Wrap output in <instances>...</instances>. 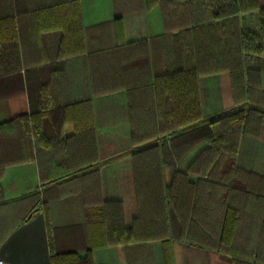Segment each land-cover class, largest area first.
I'll list each match as a JSON object with an SVG mask.
<instances>
[{
    "label": "trees",
    "instance_id": "trees-1",
    "mask_svg": "<svg viewBox=\"0 0 264 264\" xmlns=\"http://www.w3.org/2000/svg\"><path fill=\"white\" fill-rule=\"evenodd\" d=\"M76 1L36 2L39 6ZM155 1L166 22L167 10L162 7L168 1ZM150 2L142 0L146 7L152 6ZM13 4L15 0H0V32L5 29L0 35V81L13 85L10 95L26 90L30 112L0 123V150L8 146L29 152L28 156L15 152L14 157L1 152L0 209L8 207L14 213L13 206L22 207L26 221L45 211L49 201L77 193L89 212H102L95 219L105 225L107 244L131 246L133 256L128 264H153L154 241L161 244L163 264H174L172 241L227 256L232 264H264V173L237 164L243 139L264 147V59L243 54L238 21L239 15L257 10L259 0H188L186 12H180L183 20L172 26L163 24L164 33L155 44L127 46L142 52L133 88L89 91V96L120 94L128 105L129 140L135 147L130 153L136 198L131 227L125 226L120 202L101 201L95 139H89L94 154L77 162L68 148L78 139L60 137L70 122V105L54 104L52 90H42L34 98L29 88H23L12 27ZM121 20H113L115 36L124 33ZM119 49V43L98 49L91 58L100 59ZM220 73L229 76L234 107L203 121L199 79ZM33 149L39 178L45 183L42 191L1 203L5 167L32 161ZM257 157L264 160V152ZM167 167L173 168L168 183L164 179ZM45 226L49 264H95L89 249L81 253L60 245L58 229L47 218Z\"/></svg>",
    "mask_w": 264,
    "mask_h": 264
},
{
    "label": "crops",
    "instance_id": "crops-1",
    "mask_svg": "<svg viewBox=\"0 0 264 264\" xmlns=\"http://www.w3.org/2000/svg\"><path fill=\"white\" fill-rule=\"evenodd\" d=\"M36 1L15 0L13 4L16 13L12 27L22 66L19 73L23 88H29L34 98L42 90H52L54 104L70 105V122L63 126L60 137L78 139L68 148V152L76 155L77 162L88 160L89 155L94 154L89 139H95L100 163L101 201L120 202L125 226L131 227L136 217V198L130 153L135 147L129 140L128 105L120 94L89 96V91L133 88L142 52L127 46L150 41L155 44V39L164 33L163 24L172 26L183 20L180 12H186L188 0H167L168 4L162 7L167 10L166 22L162 20L161 7L155 0H150V7L144 6L142 0H78L39 6ZM132 8L141 10L128 13ZM116 17H122L123 35L115 36L112 32ZM238 21L243 54L264 59V0H259L257 10L239 15ZM1 31L0 35H4L3 27ZM117 43L120 49L113 54H103L100 59L91 58V53ZM261 83L264 89V73ZM5 84L0 81V123L30 112L26 90L10 95L8 91L14 87L9 81L7 86ZM199 90L203 121L234 107L226 73L201 77ZM83 139H87L86 143ZM11 148L7 146L5 151L0 150V154L28 156L29 151L24 148L20 151ZM31 152L32 161L5 167L1 178L4 189L1 203L42 191L45 183L39 178L34 149ZM261 152L264 147L259 143L243 139L237 164L264 173V160L257 157ZM91 165L95 166L96 162ZM172 170L165 168L166 183L170 181ZM11 209L14 213L8 207L0 209V259L4 264H49L45 218L51 227L58 229L57 242L60 245L80 249L81 253L89 249L95 264H128L133 254L131 246L106 243L105 225L95 219L102 217V212H89L80 194L49 201L45 211L37 212L26 221L22 220L25 215L22 207L17 210L13 206ZM102 242L104 244L100 245ZM151 246L153 264H163L160 242L154 241ZM171 247L174 264H232L227 256L179 241H172Z\"/></svg>",
    "mask_w": 264,
    "mask_h": 264
},
{
    "label": "built area",
    "instance_id": "built-area-1",
    "mask_svg": "<svg viewBox=\"0 0 264 264\" xmlns=\"http://www.w3.org/2000/svg\"><path fill=\"white\" fill-rule=\"evenodd\" d=\"M0 264H4V262L0 259Z\"/></svg>",
    "mask_w": 264,
    "mask_h": 264
}]
</instances>
